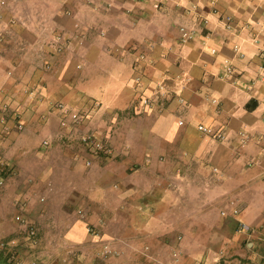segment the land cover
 I'll list each match as a JSON object with an SVG mask.
<instances>
[{
    "label": "crops",
    "instance_id": "crops-1",
    "mask_svg": "<svg viewBox=\"0 0 264 264\" xmlns=\"http://www.w3.org/2000/svg\"><path fill=\"white\" fill-rule=\"evenodd\" d=\"M36 1L22 3L30 8ZM43 1L53 6L41 18L28 11L2 13L3 19L9 15L4 19L10 21L9 34L17 37L19 25L12 20L22 17L25 26L18 31L27 39L19 37L18 57L5 60L0 54L5 60L0 62V104L19 103L20 109L6 114V126L0 123L3 178L16 182L20 198L28 196L26 179L70 181L79 191H73L74 198L83 196L90 208L95 202L89 198L107 199L114 183L123 217L131 213L133 222L118 224L120 238L108 243L117 255L101 261L96 258L100 242L87 231L91 218L57 224L53 207L59 189L50 184L51 192L41 194L46 207L33 206L31 213L41 223L35 224V245L18 237L14 224H0V239L17 241L0 249V264H264V0ZM64 7L74 18L67 29L79 61L51 62L53 71L45 73L31 49L42 54L52 47L43 42L50 35L46 29L62 27ZM226 17L231 30L224 27ZM182 25L194 30L186 42L180 40ZM226 64L233 69L230 75ZM160 81L165 93L142 105L138 90L150 94ZM55 82L59 90L53 96L79 108L83 101L74 103L75 90L101 102L100 110L113 117L125 109L131 114L135 121L122 136L132 139L111 142L115 158L94 161L78 141L45 157L29 153L37 133L44 136L50 124L37 114L35 127L19 132L14 118L32 123L23 105L43 102L55 93L49 91ZM198 123L228 138L203 135ZM240 222L250 231L237 232ZM217 248L222 253L214 255Z\"/></svg>",
    "mask_w": 264,
    "mask_h": 264
},
{
    "label": "rangeland",
    "instance_id": "rangeland-1",
    "mask_svg": "<svg viewBox=\"0 0 264 264\" xmlns=\"http://www.w3.org/2000/svg\"><path fill=\"white\" fill-rule=\"evenodd\" d=\"M27 4H23L22 0H0V11H2V13L5 12V14H9L11 16V12H15L18 13L19 15L21 14H25L28 11L29 13H31V15L35 18L42 17V14L45 12L49 11V8H51L53 5L52 3H46L43 0L40 1H36L35 3L30 5V8H27ZM55 6H57V4H55ZM29 7V6H28ZM12 12V13H13ZM61 12H63V18H65L63 20V24L61 28H57V29H46L47 31V35H49L48 37L45 36V39L43 42H48L47 44H49L50 41V37L52 35V32H60L64 35L65 37V46L60 50V51H55L53 49V47H51L50 49H48V51L43 52L42 54H40V51L42 49H31L34 50L35 52V58L41 59V62H50V66H51V62H78L79 60L76 59L75 54L76 53L74 51V46H73V34L71 32H69V30L67 28L70 27V19L72 17L71 14V10H69V8L64 7L63 10H61ZM71 12V13H70ZM28 13V14H29ZM9 15H5L4 19L7 18L6 16ZM23 16V15H22ZM24 18V17H23ZM3 19V17L0 19V54H2V56L7 57V58H11L13 55L16 57H18V55H16V52L19 50V52H22L20 50L21 48V39L20 38H24L26 39V37H23L20 33L19 27L20 26H25L24 22L22 20V17L18 18L17 24L16 22L13 23L14 25H19V27L17 28L16 32H19L18 37L15 36V34H9L8 31V26H9V22H6L7 20H9L8 18L6 19V21ZM74 19V18H72ZM34 28L35 25H32ZM36 34V33H35ZM34 33L31 36L35 35ZM8 35V36H7ZM30 37V36H29ZM36 37V35L34 36ZM27 40V39H26ZM76 44V42H74V45ZM69 45V47L67 48V46ZM72 46V48H71ZM77 47L81 46L79 44H76ZM36 47V46H35ZM81 47H79L78 49H80ZM38 50V51H37ZM25 51V50H24ZM74 51V52H73ZM25 53V59L27 62H30V54L27 52ZM6 55V56H4ZM78 56L80 57V55L78 54ZM2 60L0 62H5V60ZM34 61V60H33ZM32 62V61H31ZM35 62V61H34ZM43 69V68H42ZM45 73H51L53 71V67L51 66L49 70H45ZM52 90L55 93H51ZM58 84L57 82L52 83L49 85V91L52 94L51 96L45 98V100H43V102H40L37 106L35 105V102L33 101H28L26 104L23 105V111L24 112H28V114L32 115V117L29 118V121L32 120V123H28L27 121H25L26 119L24 118V121H22L21 119H19V117H15L14 118V124L12 125L13 128H15L17 131H22L23 129L25 130L27 125L31 126L34 125L35 127V123L39 122V117L36 118L34 116H36L37 114L40 115V117L42 116V121L43 123H48V125L50 124L49 129H47V132H45L44 136H41V133L38 132L36 138L38 139V143L34 149L31 148L29 150V153H31L32 156H36V157H45V156H49V151L51 149H54L55 147H60L64 144H73L74 142H79L78 139H67V138H62L59 136L60 134V129H59V125H58V117L55 114V112L53 111V106L55 104H57L58 102H65V103H71L69 99H65V98H57V96H53L57 94L58 91ZM74 93L77 94V98H75L74 103L77 104L80 101H83V104H85L87 102V100H89L90 98L84 96L83 94L77 93V91L75 90ZM14 99V98H13ZM92 100H96L94 98H92ZM15 101V100H14ZM97 102H99L98 100H96ZM18 102V101H15ZM20 102V101H19ZM101 103V102H99ZM19 103H9L8 105H2L0 104V111H3L2 118H0V123L2 125H7V113L8 112H16L18 114L19 112ZM74 105V104H73ZM77 107V106H76ZM19 109V110H18ZM78 109L80 110V108L78 107ZM127 109L122 110V111H118L117 114L113 117L111 116L112 114H108L107 112H103L100 109L94 110L91 113H88L85 119L84 124H82L80 131L81 132H93L95 133L97 136L104 138L108 141V144L110 146V153H100L97 154L95 156H93V160L94 161H99L102 160L103 162L106 159H111V158H115L113 155L115 154V152L113 151L112 145L113 143L111 142H117V141H125L128 139H132V135L128 136V134H124L122 136V130H124V127H127V125L133 124V120L129 113L126 112ZM3 120V122H2ZM21 121L23 123V129L19 130L17 128V122ZM135 121V120H134ZM27 122V123H26ZM134 123H139V121H136ZM52 125V126H51ZM27 131V130H26ZM40 133V134H39ZM39 135V136H38ZM50 138L51 139V143L50 146H48L47 148H44L42 150H40V142L43 138ZM36 139V140H37ZM56 145V146H55ZM75 146V144H73ZM35 146V145H34ZM79 147L81 148L82 146L79 145ZM35 151L39 154H35ZM85 153H89L87 150H85ZM41 154V155H40ZM91 154V153H90ZM1 155V154H0ZM2 156V155H1ZM3 157V156H2ZM4 159V158H3ZM5 161V159H4ZM91 164V162H90ZM89 164V165H90ZM6 164H4L3 168L0 170V178L2 179L1 184H0V224H14V228L15 231L17 232L16 234L18 235V237L21 236L22 240L24 242H28L29 240H26L25 237V230L24 227L21 224H41L39 223V221L37 219H34L31 216V213H33L34 207H39V208H44L47 205V199L44 198L41 194L46 193V192H51L48 190V187H50V184L54 185V187H56L54 189V191H56L57 189L58 192L56 193V201L57 203H55L56 207H53L55 209V211H57L53 216L55 217V219L57 220V224H70L72 223L74 220L76 219H86L87 217L91 220L88 222H86V224H88L87 226L92 227L96 232L94 235V238L96 240H98L100 242V246L103 243H109L111 240H116L119 239V230H118V224H125V222H129L132 224L133 222V216L132 214H127L125 215V217H123V208H121V204L118 203L117 201V191H116V185L114 183H110V186L108 188L109 193H108V198L104 199L101 198V200H99V197H94L92 199L89 198V200L95 202V206H92V208H90L89 206L86 205L85 203V199L84 197H75L74 198V192H77L79 194V191L77 190V187H73V185L75 183H71L70 181H64V182H59L57 185V183H55L53 180H48L45 179L42 182H39V180H33L32 179H26L24 183H26L28 186V196L25 197H18L15 196L16 195V182H5L4 178H3V172L6 169ZM29 178V177H28ZM31 178V176H30ZM51 182V183H50ZM61 183V185H60ZM78 182H76L77 184ZM79 184V183H78ZM96 182H93L92 185H95ZM90 184V186H92ZM113 185V186H111ZM79 186L83 187V184H79ZM88 187V186H86ZM93 187V186H92ZM47 188V190H45ZM61 188V189H60ZM89 188V187H88ZM6 189V190H5ZM82 190V189H79ZM53 191V192H54ZM57 194H60V196H57ZM60 197V201H58ZM43 198V200L41 199ZM59 204V205H57ZM21 205H23V208L21 207ZM28 207V209H27ZM78 209H81V213H78ZM20 215L22 220H17L16 216ZM86 217V218H85ZM87 220V219H86ZM100 221H102L103 223L100 225ZM16 224V225H15ZM37 228L38 226L35 225ZM102 226V227H101ZM98 230V233H97ZM3 241H7L6 239L4 240V238L0 239ZM220 248V247H219ZM217 248L215 251V253H213L214 255L217 254H221V249ZM99 254V252H98ZM117 255V254H116ZM96 258H98L101 261H105L100 255H96Z\"/></svg>",
    "mask_w": 264,
    "mask_h": 264
},
{
    "label": "built area",
    "instance_id": "built-area-1",
    "mask_svg": "<svg viewBox=\"0 0 264 264\" xmlns=\"http://www.w3.org/2000/svg\"><path fill=\"white\" fill-rule=\"evenodd\" d=\"M1 18H2V11H0V19ZM15 20H18V18L12 20V22ZM224 27L227 30L232 29V24H231L229 17L225 18ZM179 32H180L181 42H186V41H188L194 37V30L189 29L186 26H183V25L180 26ZM65 41H66L65 37L62 33L52 32V35H51L50 41H49V45H51L55 51H60L65 46V44H66ZM68 47H69V45L67 46V48ZM210 52L214 53L215 49L211 48ZM144 57H145L144 53L139 54L140 60H143ZM41 65H42V68L45 70H49L51 67L49 62H43ZM225 69H226L227 75H230L233 71V69L231 68V66L229 64H226ZM135 82H136L137 88L141 89L143 86L142 76L139 74L136 75ZM156 85H157L156 89H154L150 94H142V92L140 90H138V94H139L138 99L142 105L149 106L150 104L155 103L156 98H160V96L165 93L163 82L160 81ZM179 101L181 102L182 100L179 99ZM214 101L215 100H213V102ZM52 108L58 117V125H59V129H60L59 136L60 137L67 138V139H71V138L72 139H74V138L78 139L79 142L81 144H83L89 150V152L91 153L92 156H95V155L100 154V153H105V154L110 153L111 149H110V146H109L108 141L106 139L97 136L93 132H81L80 131V128H81L82 124H84L85 119L87 117L86 115L88 113L93 112L94 110L101 109L102 108L101 103L97 102L96 100L89 99V100H87V102L85 104H83V106L79 110L78 107H76L75 105H72L70 103L58 102ZM183 123H184L183 120H181V119L178 120L179 125H182ZM23 127H24L23 123L21 121H18L17 122V128L19 130H22ZM196 129L201 134L206 135V136H210V137L218 139V140H225L228 138V134L225 133L224 131L215 130L212 126L204 124V123H198L196 125ZM241 141L243 142L244 138H241ZM50 143H51L50 138H48V137L43 138L39 144L40 150L50 146ZM4 164H5V161H4L3 157L0 155V170L3 168ZM87 164L89 165L90 161H88ZM1 181H2V179L0 178V184H1ZM41 199L43 200V198H41ZM21 207L23 208V205H21ZM77 211H78V213L82 212L81 209H78ZM233 212L236 213L237 210L234 209ZM16 219L22 220L20 215H17ZM102 223L103 222L100 221V225ZM21 225L24 227V230H25V237L24 238L26 240H29L28 242L31 243L32 245H35L37 243V240H38V228L33 224H21ZM87 231L91 234H95V232H96L90 226H87ZM236 231L247 233L250 231V226L246 223L240 222V223H238ZM97 233H98V230H97ZM16 244H17V241L15 238H12V239L7 240V241L0 240V249L6 248L8 246L13 247ZM99 250H100L99 255L102 258H107L108 256L116 254V251L113 250V248L108 243H103ZM173 255L175 256L176 254L174 253ZM175 260H176V258H175ZM32 264H35V262H33Z\"/></svg>",
    "mask_w": 264,
    "mask_h": 264
}]
</instances>
